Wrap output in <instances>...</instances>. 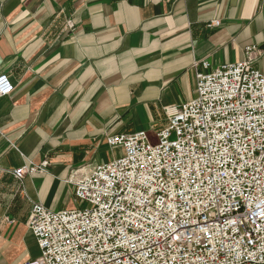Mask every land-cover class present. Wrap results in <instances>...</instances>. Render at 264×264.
<instances>
[{"label": "crops", "instance_id": "obj_1", "mask_svg": "<svg viewBox=\"0 0 264 264\" xmlns=\"http://www.w3.org/2000/svg\"><path fill=\"white\" fill-rule=\"evenodd\" d=\"M248 47L262 52L255 66L264 0H0V74L13 86L0 97V264L39 257L32 205L78 207L72 175L115 158L108 137L154 144L165 109L195 97L196 73Z\"/></svg>", "mask_w": 264, "mask_h": 264}, {"label": "built area", "instance_id": "obj_2", "mask_svg": "<svg viewBox=\"0 0 264 264\" xmlns=\"http://www.w3.org/2000/svg\"><path fill=\"white\" fill-rule=\"evenodd\" d=\"M244 52L196 73L195 97L165 109L154 144L144 132L108 137L120 156L72 175L80 206L33 204L40 255L23 264H264V75L253 66L262 52ZM12 92L0 74V97Z\"/></svg>", "mask_w": 264, "mask_h": 264}, {"label": "rangeland", "instance_id": "obj_3", "mask_svg": "<svg viewBox=\"0 0 264 264\" xmlns=\"http://www.w3.org/2000/svg\"><path fill=\"white\" fill-rule=\"evenodd\" d=\"M254 68L256 69V70H258L261 74H263L264 75V58H262V60H260L259 62H258V64L256 63L255 64V66H254ZM172 138H173V136H172ZM171 138V139H172ZM150 143H152V141H150ZM120 156V151H119V149L118 148H115V154H114V157H119ZM80 206V205H79ZM76 208V207H75Z\"/></svg>", "mask_w": 264, "mask_h": 264}]
</instances>
